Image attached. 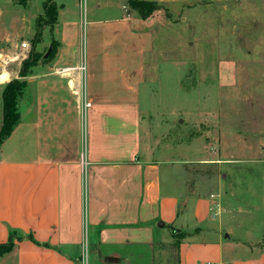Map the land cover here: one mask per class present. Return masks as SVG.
Here are the masks:
<instances>
[{
  "label": "crops",
  "instance_id": "crops-1",
  "mask_svg": "<svg viewBox=\"0 0 264 264\" xmlns=\"http://www.w3.org/2000/svg\"><path fill=\"white\" fill-rule=\"evenodd\" d=\"M53 3L56 54L31 68L19 122L0 146V244L14 229L40 245L15 242L0 264H86L87 247L92 264H155L165 230L185 234L178 264H264L263 249L227 233L215 195L182 199L168 162L142 157L141 91L156 23L126 15L123 3L83 27L81 0ZM81 92L91 103L84 123Z\"/></svg>",
  "mask_w": 264,
  "mask_h": 264
},
{
  "label": "rangeland",
  "instance_id": "rangeland-1",
  "mask_svg": "<svg viewBox=\"0 0 264 264\" xmlns=\"http://www.w3.org/2000/svg\"><path fill=\"white\" fill-rule=\"evenodd\" d=\"M41 1L22 7L0 0V73L11 74L8 82L18 79L36 31L38 53L45 55L56 40L55 27L39 20ZM123 1L81 2V25L93 15L121 13ZM158 5L150 17L156 32L141 91L142 157L168 162L167 180L182 199L215 195L228 218L227 233L264 250V0ZM7 83L0 84V127ZM163 233L155 264H178L171 236L181 232ZM87 248L86 264H92Z\"/></svg>",
  "mask_w": 264,
  "mask_h": 264
},
{
  "label": "trees",
  "instance_id": "trees-1",
  "mask_svg": "<svg viewBox=\"0 0 264 264\" xmlns=\"http://www.w3.org/2000/svg\"><path fill=\"white\" fill-rule=\"evenodd\" d=\"M16 4L22 7H25L28 3V0H15ZM43 15L39 17V20L45 21L49 26H53L56 23L57 7L54 5L53 0H45L42 4ZM159 10V5L155 2L147 0H126V15H135L140 19H147L151 17L156 11ZM41 34L36 31L34 37L31 39V50L25 60L21 63V68L19 71L18 79H13L8 82L2 92H1V107H2V120L0 127V146L6 138L10 136L13 129L17 126L19 122V113H18V101L21 98L23 91L26 86L25 78L29 75V72L32 67L38 63H48L51 61L56 54L57 45L55 42H51L50 48L51 52L49 56L44 59V54L38 53L35 51L36 45L40 43ZM172 238H174V247L175 252L178 250V246L185 238L184 233H173ZM22 240H28L36 243L32 235H24L17 230H9L8 240L4 244H0V257L11 252L14 243ZM48 247L47 245H41ZM59 251L58 249H56ZM178 260V253H177ZM176 260V262H177Z\"/></svg>",
  "mask_w": 264,
  "mask_h": 264
},
{
  "label": "built area",
  "instance_id": "built-area-1",
  "mask_svg": "<svg viewBox=\"0 0 264 264\" xmlns=\"http://www.w3.org/2000/svg\"><path fill=\"white\" fill-rule=\"evenodd\" d=\"M81 2L85 3V0H81ZM21 49L22 50H27L28 49L27 44L26 43H22L21 44ZM79 71H80V73L82 75L84 74L85 68H84L83 65L79 68ZM78 99H79L78 100L79 114H80V116L82 118V121L84 122L85 121L86 112L91 107V103L87 100L86 95H85L84 92L79 93Z\"/></svg>",
  "mask_w": 264,
  "mask_h": 264
},
{
  "label": "water",
  "instance_id": "water-1",
  "mask_svg": "<svg viewBox=\"0 0 264 264\" xmlns=\"http://www.w3.org/2000/svg\"><path fill=\"white\" fill-rule=\"evenodd\" d=\"M240 47H242L241 44H240ZM50 52H51V48H49V49L47 50V52H46V54L43 56V58L46 59V58L49 56ZM157 228L162 229V228H163V224H162V223H158V224H157ZM226 237H227V236H226ZM104 263H105V264H115V263H117V260L114 259V258H105V259H104Z\"/></svg>",
  "mask_w": 264,
  "mask_h": 264
},
{
  "label": "bare ground",
  "instance_id": "bare-ground-1",
  "mask_svg": "<svg viewBox=\"0 0 264 264\" xmlns=\"http://www.w3.org/2000/svg\"><path fill=\"white\" fill-rule=\"evenodd\" d=\"M15 59H17V58H15ZM10 75L11 74H9V73H7L5 71H3L2 73H0V84L7 83L10 80V78H11Z\"/></svg>",
  "mask_w": 264,
  "mask_h": 264
}]
</instances>
